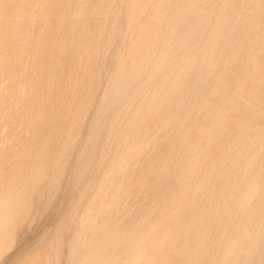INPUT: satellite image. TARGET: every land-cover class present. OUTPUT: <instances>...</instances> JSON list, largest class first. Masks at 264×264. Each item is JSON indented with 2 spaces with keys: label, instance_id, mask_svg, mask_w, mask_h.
I'll return each mask as SVG.
<instances>
[{
  "label": "rangeland",
  "instance_id": "obj_1",
  "mask_svg": "<svg viewBox=\"0 0 264 264\" xmlns=\"http://www.w3.org/2000/svg\"><path fill=\"white\" fill-rule=\"evenodd\" d=\"M0 39V264H264V0H0Z\"/></svg>",
  "mask_w": 264,
  "mask_h": 264
},
{
  "label": "bare ground",
  "instance_id": "obj_2",
  "mask_svg": "<svg viewBox=\"0 0 264 264\" xmlns=\"http://www.w3.org/2000/svg\"><path fill=\"white\" fill-rule=\"evenodd\" d=\"M0 61H1V59H0ZM23 86H25V88H26V85H22V87ZM21 95H23V94H21ZM29 212H30V210H20V209H16V208H5V209L0 210V218L7 219L6 220V225H10L11 226L15 222H19L20 224H24L26 222L27 216L29 215ZM84 212L85 211H81L80 212V210L75 209V208L67 209V210L64 211L62 221L72 222L73 220H77L78 219L77 216L81 217L80 214H84ZM32 224H33V222H32ZM50 243H51V245H50L51 249H54V248H52L53 244H54V240H52V242H50ZM43 253H44V251H43ZM52 256H53V254H52Z\"/></svg>",
  "mask_w": 264,
  "mask_h": 264
}]
</instances>
